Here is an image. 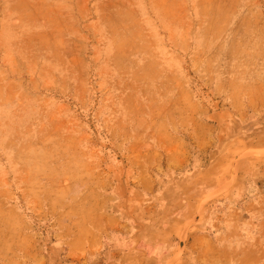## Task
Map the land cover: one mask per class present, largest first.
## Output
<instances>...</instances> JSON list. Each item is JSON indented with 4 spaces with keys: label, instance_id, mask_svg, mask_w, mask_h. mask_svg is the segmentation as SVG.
<instances>
[{
    "label": "rangeland",
    "instance_id": "rangeland-1",
    "mask_svg": "<svg viewBox=\"0 0 264 264\" xmlns=\"http://www.w3.org/2000/svg\"><path fill=\"white\" fill-rule=\"evenodd\" d=\"M0 264H264V0H0Z\"/></svg>",
    "mask_w": 264,
    "mask_h": 264
},
{
    "label": "bare ground",
    "instance_id": "bare-ground-1",
    "mask_svg": "<svg viewBox=\"0 0 264 264\" xmlns=\"http://www.w3.org/2000/svg\"><path fill=\"white\" fill-rule=\"evenodd\" d=\"M181 155V154H180ZM211 252V251H210Z\"/></svg>",
    "mask_w": 264,
    "mask_h": 264
}]
</instances>
